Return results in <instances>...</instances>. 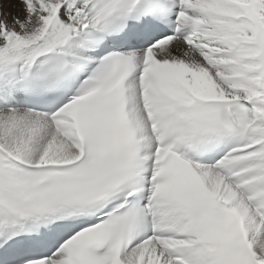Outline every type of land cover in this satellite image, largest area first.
Masks as SVG:
<instances>
[{
  "label": "snow or ice",
  "instance_id": "6c2138e0",
  "mask_svg": "<svg viewBox=\"0 0 264 264\" xmlns=\"http://www.w3.org/2000/svg\"><path fill=\"white\" fill-rule=\"evenodd\" d=\"M0 264H264V0H0Z\"/></svg>",
  "mask_w": 264,
  "mask_h": 264
}]
</instances>
